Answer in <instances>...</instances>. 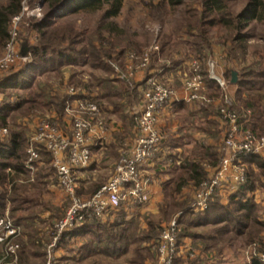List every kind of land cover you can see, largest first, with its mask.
Listing matches in <instances>:
<instances>
[{
  "label": "trees",
  "instance_id": "1",
  "mask_svg": "<svg viewBox=\"0 0 264 264\" xmlns=\"http://www.w3.org/2000/svg\"><path fill=\"white\" fill-rule=\"evenodd\" d=\"M23 1L0 0V52L3 51L9 39L13 18L20 16ZM121 1L38 0L42 17L37 20L29 19L28 25L24 29L25 34L29 35L32 32L35 34L34 43L31 45L28 57L21 58L24 62L20 68L11 71L7 76H0L1 126L9 129L8 119L12 114L18 113L21 116H28L31 110L39 104L38 98L41 99L45 107L53 110L57 116L63 114L67 99L66 91L65 93L62 91L53 92L47 85L41 86L37 83L32 88V81L36 76L54 71L61 73L60 68L62 66H71L80 62L88 63L93 69L102 68L105 72H110L109 63L107 64V62H110L113 58L114 47L106 41L101 33L93 31L86 37H82V34L71 26L60 28L55 24L58 18L84 13L102 12V19L114 18L120 12ZM185 1L159 0V7L160 9L167 6L175 8L184 4ZM190 18L195 19L192 23L186 19V27L188 36L191 39V51L196 59L199 58L203 61L211 52L207 29L219 27L228 32L230 43L227 45L224 60L232 68L227 67L225 79L227 89L231 95H234L237 103H233V108L239 113L250 111L255 114L256 107L259 106L260 102L264 103V92H257L264 84L261 81L264 78V70L260 61L256 59L248 61L246 59L244 42L248 37L247 30L250 23L253 21L257 23L264 22V0H249L246 7L237 15L232 14L225 0H201V10ZM17 35L21 43L22 41H28V36L22 39L21 37L24 34L17 32ZM167 47H171L169 42H165L161 46L160 53L162 56L166 52V57L179 52L177 48L174 51L166 50ZM116 56H119V53ZM170 65L169 71H174L175 68L180 67V61L171 62ZM233 71L238 74L236 84L230 82ZM202 75L206 86L213 88L215 83L209 79L205 64L202 67ZM108 82L110 81L103 78L99 79V83L102 84V92H104L102 96L113 107L112 112L121 114L119 115L120 118L125 121L129 117L123 115V112L131 105L132 99L135 97L129 93V90L115 87ZM130 119H132V121L130 120L132 123L127 127L123 126V132L116 136L117 139L124 140L126 136H129L127 129H131L134 124L133 118L130 117ZM205 125L208 127H198L200 133L214 137L218 135L214 123L206 122ZM12 126L17 125L12 124ZM18 128L19 131L9 130L6 137L0 138V216H2L4 206L9 202L11 204V219L23 228L24 225L26 226L27 221H31V223L34 221L31 216L36 211L31 208L35 206V203L30 205L32 200L26 196L22 184L20 185V182L13 177V173L25 172L23 153L25 145L27 147L28 143V135L24 131L25 126L21 127L19 125ZM163 142L164 139H162V145ZM38 154L43 166L48 168L50 166L49 154L42 147L39 149ZM181 157L177 165H175V159L170 154L162 158L164 165L170 162V167L167 171L169 179L162 183L163 198L159 204V209L163 211L164 217L178 210L183 211L182 217L188 216L184 227L179 229L177 245L182 244L186 238L194 242H200V244L198 243L200 254L194 255L191 252L187 255L186 258L189 264H221L214 261L225 246L221 242L223 239L230 241V239L232 240L237 236H245L246 242L249 243L257 240L260 245L259 251L263 252L264 243L260 242V233L264 230V223L255 214L257 206L247 198V194L256 188L255 182H259L261 177H264V157L254 155L244 159L245 164L249 167V177L246 183L241 186L237 193L228 198L226 204H222L216 199L212 201L203 215H191L188 210L191 204L188 205L187 201L178 200V198L183 188L189 184L196 188L206 179L207 168L211 170L217 167L221 158V145H208L205 142L197 143L191 150L185 152L184 157ZM254 168L258 173L255 174ZM5 171H8V173ZM43 171L45 169L41 167L39 173L36 174L37 177L44 176ZM5 179L10 181L11 187L8 197L3 189ZM98 187L99 185L93 184L92 187H89V190H96ZM164 207L170 208L169 214H164ZM17 212L22 213L15 216ZM125 216L124 212H119L112 224L103 223L100 218H91L83 225L64 233L58 246L66 247L73 237L87 238V243L82 248H87L93 244L103 245L102 249H98L99 251L93 249L91 255L100 254L115 260L117 256L125 254L128 247L134 244L136 246L134 256L126 264H146L145 262L148 260L153 261L150 249L148 250L141 245L155 242L164 218L149 221L146 230H142L137 219L126 220ZM207 225L210 226V229L203 235L190 231V228L196 229ZM229 234H232V236L229 237ZM18 241L20 244L22 243L20 239ZM196 247L194 245V248ZM213 250H215L216 255L211 254ZM19 253L24 254V249ZM3 254L4 248L0 245V258ZM190 255L192 256L190 257ZM21 259H23V256ZM251 264H264V262L255 257L252 259Z\"/></svg>",
  "mask_w": 264,
  "mask_h": 264
},
{
  "label": "built area",
  "instance_id": "2",
  "mask_svg": "<svg viewBox=\"0 0 264 264\" xmlns=\"http://www.w3.org/2000/svg\"><path fill=\"white\" fill-rule=\"evenodd\" d=\"M18 17L13 18V23ZM19 46L17 31L13 29L0 56V74L11 69L21 59ZM159 52L157 43L141 52H127L124 71L115 69L119 80L131 81L134 88L138 89L142 104L140 109L134 111L135 137L131 148L120 157L113 175L91 196L83 199L77 195L76 174L90 165L92 149L100 146L107 136L105 119L92 94L67 87L63 115L68 120V131L52 116L38 120L28 136L24 163L28 181L32 182L36 175L40 165L38 151L42 147L49 154L58 186L70 203L64 216L54 224V236L48 245L44 264H55V251L64 233L91 218L103 219L124 203L138 205L148 201L149 179L142 174L140 167L155 158L161 149L163 137L157 126L160 114L170 109L177 99L172 76L178 78L184 91V102L201 107L214 104V99L205 91L202 68L197 60H192L187 70L180 69L174 75L170 71L167 75L164 69L149 70ZM170 64L165 63L169 69ZM206 67L209 79L221 94L219 103L215 105V118L222 132L221 158L212 173L195 188L188 208L191 215H203L215 199L227 197L228 200L237 193L247 181L244 159L254 155L264 157V134L257 135L249 126H244L249 111L239 113L233 108L232 100L225 93L227 81L215 76L213 62L208 61ZM145 72L146 76L137 81V74ZM8 133L9 129L0 125V138L6 137ZM182 216L183 212L162 225L152 247L156 257L154 264H173ZM20 232V226L7 213L0 216V245L4 248L0 264H17Z\"/></svg>",
  "mask_w": 264,
  "mask_h": 264
},
{
  "label": "rangeland",
  "instance_id": "3",
  "mask_svg": "<svg viewBox=\"0 0 264 264\" xmlns=\"http://www.w3.org/2000/svg\"><path fill=\"white\" fill-rule=\"evenodd\" d=\"M226 4L229 8V10L232 12L233 15L239 14L247 5L249 0H225ZM201 10V0H186L184 4L177 6L175 8L172 7H166L163 9H160L159 7V0H122L121 1V9L119 14L110 19H102V12H96V13H84L79 15H71V16H64L62 18H58L56 20V26L57 27H66L71 26L78 32L82 34V37H86L89 33L96 31L101 33L106 41L108 43L112 44L114 47L113 51V58L110 62H107L108 67L110 68V72H105L102 68L93 69L90 67V65L86 62H80L75 65H66L62 66L61 73L57 72H47L41 76H36L34 80L32 81V88L35 86V84L47 85L53 92L56 91H62L65 93L67 87H73L74 89L78 90L79 92H85V93H93V100L98 104L100 107L103 117L105 119V122L108 120L109 122H116L121 123L123 126H128L131 124L133 118L134 122V111L133 108L136 103L139 102L140 95L138 92H136L133 88L134 85H132V82L127 80H119L118 74L115 72V69L118 71L123 72L124 71V65H125V55L127 52L130 51H136L141 52L148 48L150 45H153L157 43L160 47L165 43L169 42L170 48H165L166 50L170 49L169 51H174L176 48L179 50V52L176 54H172L170 57H166L167 54L164 53L162 56L159 52V56L155 58V66L158 67V70L160 68V63H166V62H174V61H180V67L175 68L174 71H172L173 75L175 71H178L180 69L187 70L189 67V63L192 60H197L199 64L201 65V68L204 66H207L208 61L214 63L213 72L215 76L220 77L222 79H225V73L227 67L231 69L232 67L229 66L225 60V51L227 49V45L230 43L229 41V34L226 30L219 27H213L207 29V38L211 45V52L209 54L210 57H206L205 60H199L196 59L191 51V39L188 36V29L186 27L187 21L192 23L195 18L192 17L193 14L198 13V11ZM59 13V12H58ZM42 17V10L41 6L38 3V0H24L22 2V11L20 13V16L18 17V20L13 23L11 22L10 31L15 29L18 33L24 34L21 38H25L28 36V41H22V43L18 40L20 46L23 43H27L28 47H31V45L34 43V32L28 34L24 33V29L27 27V23L29 22V19H40ZM187 19V21H186ZM22 25V26H21ZM247 40L244 42V50L247 55L248 61H252L254 59L260 61L262 64V69L264 70V22L263 23H257V22H251L250 26L247 30ZM119 56H116L118 55ZM2 52H0V55ZM29 54V52H28ZM166 58H165V57ZM219 56V59H217L216 64V57ZM166 59V60H165ZM23 60L19 59L16 64L9 69L8 72L4 73L3 75L0 74V76H7L11 71H15L16 69L20 68L23 64ZM223 66L222 70L218 69V65ZM113 63V64H112ZM160 64V65H159ZM113 65V66H112ZM207 68V67H206ZM152 69L150 66L149 70ZM237 69V68H236ZM152 70V71H153ZM224 71V72H222ZM218 72V73H217ZM223 74V76H220ZM74 77V78H73ZM174 81V85H179L178 78L176 75L172 76ZM73 78V79H72ZM103 78L106 80H109L110 84H113L115 87H121L125 90H129V93L132 94L135 98L132 99L131 105H129L126 110L123 112V115H128L129 118H127L125 121L124 119H121L119 115L114 113L113 115H106L105 109L110 108L109 110L112 111L113 107L109 104V101L107 99L103 98L102 96V87L101 83H99V79ZM166 79V78H165ZM72 80V82H71ZM264 83V78L261 80ZM175 88V87H174ZM205 91L210 95V97H213L214 100L219 101L220 98V92L218 91L217 87L208 88L206 86ZM209 91V92H208ZM259 92H264V84L262 85ZM226 95L230 98V93L228 89L225 90ZM2 99V96L0 95V100ZM39 104L36 105V108L31 110L30 114L28 116H21L18 113L10 115L9 121V130L11 131H19L20 129L18 126L20 125L25 126V134L28 136L31 135L33 132L36 122L41 119H47L53 116L52 113H54L53 110L48 109L45 107L41 99L38 98ZM216 105V104H215ZM214 106V105H213ZM212 106V108H213ZM209 110L210 108L207 107ZM256 114H258V122L257 125L261 127L264 123V103L260 102L259 106L256 107ZM59 119V125L64 129L65 123L62 121L63 118L66 119V117L60 115L58 116ZM57 118V116L53 117ZM120 118V119H119ZM67 120V119H66ZM120 120V122H119ZM131 120V121H130ZM68 121V120H67ZM12 124H16L17 126H12ZM64 125V126H63ZM204 128H207L208 126H201ZM258 127V130L260 129ZM127 132L129 133V136H126L123 140L122 147L119 150V157H112L109 156V161H107L106 165L108 167L100 168V166L97 168L95 167V171L88 170L87 172L83 173L84 177L90 176L92 178V181H94V184L103 181L104 179H108L113 175L114 169L120 159L124 154V152H127L134 140V124L132 125L131 129H127ZM259 135L261 132H257ZM264 134V133H263ZM262 135V134H261ZM163 136V135H162ZM164 138V137H163ZM111 138L109 139V141ZM108 142V141H107ZM192 145V144H191ZM191 145H189L191 147ZM26 145L24 148V159H26ZM182 158V157H181ZM96 159V158H95ZM95 162V161H94ZM38 166V170L36 172L39 173V169L43 167L45 171H43L42 177L35 175L32 182L28 181V177L26 173H18L14 174L13 177L15 180H18L19 183L23 189L26 191V196L32 200V203L30 205L35 206L31 207L32 209H35V213L32 218H34V221H27L26 226L24 225L23 228H21L20 241L18 243L20 244V249H24V254H21L18 252L17 254V264L19 263L21 257H25L28 254H31L30 257L27 258V264H44L45 254L48 249V245L50 244L51 238L54 236V224L59 221L66 211L68 210L70 203L69 199L64 195L60 187L58 186L57 181V175L55 170L50 166L45 168L43 166V162H41ZM95 164H93L94 167ZM247 167V178L249 177V167ZM207 171V177L212 173L213 169H206ZM256 173L257 170H253ZM6 172V171H5ZM79 172H77L76 176L78 177ZM7 173V172H6ZM20 174V175H19ZM206 177V178H207ZM106 182V181H105ZM10 181L8 179H5L3 183V189L5 190L6 196L8 197L11 192L10 187ZM90 186L87 187L89 189ZM255 189L252 192H249L247 194V198L251 200L256 206V215L258 216V219L264 223V177H261V180L255 182ZM185 192L183 194L179 195L178 200L187 201L188 205L192 203L194 191L195 188L189 184L187 187H185ZM87 190H83L85 192ZM80 198H87L88 195H84L83 193L78 195ZM246 199V197H245ZM159 203V202H158ZM149 201L148 203L144 204H138L135 209H137V212H140V216L142 217L139 222H142V224L146 223V221L151 220H158L160 218H164L162 220L161 225H166L169 221H171L175 216L183 211H176L175 213H171L167 217H164L162 214L163 211H160L159 204ZM158 205V206H157ZM164 214L170 213L169 207H164ZM10 209L11 204L9 202L6 203V205L3 208L2 214H8L10 218ZM34 212V211H32ZM22 212H17L15 216L21 215ZM167 218V219H166ZM186 218L188 216L182 217V220L179 225L180 227H184V223L186 222ZM192 232L197 234H205L207 230L210 229V226H203L200 228H190ZM23 234V235H22ZM232 236V234H229V237ZM261 240L260 242L264 243V230L262 233H260ZM246 237L244 236H237L234 239H223L221 242L222 245H225L222 249L219 255L215 257V263H221V264H251V261L253 258H258L260 261L264 262V251H259L260 245L257 240L255 242L249 243L246 242ZM193 243H199L200 242H193ZM181 245V244H180ZM180 245H177V255L175 256V259L173 261V264H189V261L185 255V253L180 254ZM192 245V244H191ZM19 249V251H21ZM200 254L199 247L197 248ZM215 250L211 252V254H215ZM151 254L153 256V261L148 260L149 264H154L156 257L155 254L151 251ZM22 255V256H21ZM59 255V254H58ZM180 255V256H179ZM185 255V256H184ZM55 264H73L72 261H69L67 258H57L55 255ZM58 259V260H57ZM191 260H193L191 258ZM190 260V261H191ZM124 260L120 259L119 264H121ZM116 263V264H118ZM77 264H105L104 259H94L89 261H81Z\"/></svg>",
  "mask_w": 264,
  "mask_h": 264
},
{
  "label": "crops",
  "instance_id": "4",
  "mask_svg": "<svg viewBox=\"0 0 264 264\" xmlns=\"http://www.w3.org/2000/svg\"><path fill=\"white\" fill-rule=\"evenodd\" d=\"M217 59L220 60L221 57L220 59H219V56L216 57V64H217ZM154 64L155 62L151 64L152 69H157L158 67H156ZM160 64H159L160 69H164L167 75L170 74L169 68L165 65V63L163 64L160 63ZM218 69L219 70L223 69L221 62H220V65H218ZM144 76H146V72L144 74L138 73L136 76V80L140 81L142 78H144ZM220 76H223L221 72H220ZM174 87L176 90L177 99L173 103L170 109H166L162 111V113L160 114L158 124H157L158 129L160 130L161 134L164 137L163 145L161 146V149L158 152L161 154L159 156L156 155L155 158L149 160L147 163H145L144 165L140 167V171L142 172V174L147 179H149V186H148L149 199L147 203L149 201L151 202L155 201V203L159 202L158 204H160L162 201V198H163L162 183H164L165 181L169 179V174L167 171H168V167H170L169 166L170 162H167L166 165L163 164V160H162L163 157H166L169 154L172 155L173 158L175 159V165H177L180 162L181 156L184 157L185 152L187 150H191L192 147H194V145L197 143L205 142L208 145H217V146L221 145L222 143V132L215 118V115H216L215 114V108H216L215 104H218L219 101L214 100V104H213L214 106L213 105L207 106L210 108V110L205 106L201 107L193 103H186L182 100L184 98V91L182 90L180 84L174 85ZM135 91L138 92L140 97H139V102L136 103L133 108L135 110H138L141 108V104H142L141 94L138 91V89H136ZM91 94L93 95V93ZM230 99L232 100L233 103L234 102L236 103L234 95H231ZM109 109L110 108L105 109V114L107 113L106 115H113L114 113L110 111L111 109L110 110ZM52 114H53V117L57 116L55 112ZM62 116L64 115L62 114ZM258 118H259L258 114L256 113L252 114L249 111L248 121L244 123V126H249L251 129H253L254 133L257 135H259L257 133L259 131L261 132V134L264 133V123L261 127H259L257 125ZM57 120L59 122L61 119H59V117L57 116ZM108 120L109 119H107L106 121L107 136H106L105 141L100 146L92 149L90 165L86 169L81 170L79 172V175L77 177L78 179L77 180V186H78L77 195H80L83 193L84 195L91 196L93 193H95L97 189H99L105 183V181L109 179V178L108 179L106 178L103 181H99L95 183L99 185V187L96 190H93V189L89 190L87 189V187L88 186L92 187L94 184V181H92V178L90 176L84 177L83 173L87 172L88 170L95 171V167L98 168L99 166L100 168H103V166L108 167L106 163L110 159L109 156H112V157L114 156L117 158L119 157V150L122 147L123 140L117 139L116 136H118L119 134L123 132V127L121 123H116V122L108 123ZM62 121L65 123L64 130L68 131L69 127H68V123L66 119L63 118ZM206 122L214 123L216 125V129L218 133V135L216 134L217 136L214 137V136H209V135L200 133L198 127L205 126ZM258 127L260 128L259 130H258ZM110 138L111 140L109 141ZM189 145H191V147ZM40 164H42L41 161H40ZM93 164H95L94 167H93ZM83 190H87V191L83 192ZM185 190L186 189L183 188L180 194H183ZM219 201L222 204H226L227 197H221ZM136 206L137 205H134V204L131 205V204L124 203L120 206V208L117 211L110 213L105 218H103L102 222L112 224L119 212L125 213L126 220L137 219L139 221L141 220L142 217L139 214L140 212L136 211L137 210L135 209ZM148 222H149L148 220L144 224H142V222H139L140 229L146 230ZM193 242L194 241L191 239H188V238L184 239V241L180 245V252H181L180 254L183 255V253H185L187 257L188 254L193 252L194 255H198L199 251L197 248L200 246L198 243H193ZM86 243H87V238H81V237L74 238L73 237L69 245H67L66 247L58 246L55 251V255L57 258L65 257L69 259V261H72L73 264H77L83 260L89 261V260H94L97 258L104 259L105 264H116L119 262L120 259H123L124 261L121 264H126L127 261L134 256V252L136 249V246L132 244L128 247L125 254H121L117 256L115 260H112L100 254L91 255V252L93 251V249H96L97 251H99L98 249H102L103 245L98 246L97 244H93L87 248H82V246L85 245ZM153 243H146V244H142L141 246L146 247L148 250L150 249V251H152ZM194 245H196L197 247L194 248ZM30 255L31 254H28L25 257H30ZM191 256L192 255H190V257ZM25 257H23V259H21L22 261L20 260L18 264H27V258ZM145 263L149 264L148 261H146Z\"/></svg>",
  "mask_w": 264,
  "mask_h": 264
},
{
  "label": "water",
  "instance_id": "5",
  "mask_svg": "<svg viewBox=\"0 0 264 264\" xmlns=\"http://www.w3.org/2000/svg\"><path fill=\"white\" fill-rule=\"evenodd\" d=\"M31 47H28L27 46V43H23L20 47V50H19V56L22 58V59H25L28 57V52L30 51ZM237 80H238V74L237 72L233 71L231 73V84H236L237 83Z\"/></svg>",
  "mask_w": 264,
  "mask_h": 264
}]
</instances>
